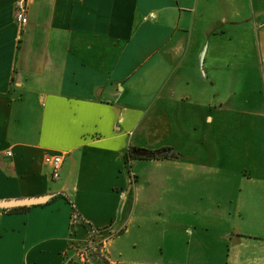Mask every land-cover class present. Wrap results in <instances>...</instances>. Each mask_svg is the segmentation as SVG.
Returning a JSON list of instances; mask_svg holds the SVG:
<instances>
[{
  "label": "crops",
  "instance_id": "obj_1",
  "mask_svg": "<svg viewBox=\"0 0 264 264\" xmlns=\"http://www.w3.org/2000/svg\"><path fill=\"white\" fill-rule=\"evenodd\" d=\"M18 1L0 201L46 200L0 209V264H264V0H26L23 26Z\"/></svg>",
  "mask_w": 264,
  "mask_h": 264
},
{
  "label": "built area",
  "instance_id": "obj_2",
  "mask_svg": "<svg viewBox=\"0 0 264 264\" xmlns=\"http://www.w3.org/2000/svg\"><path fill=\"white\" fill-rule=\"evenodd\" d=\"M16 10H17V16L16 19L20 25H25L27 23V18H26V11H27V4L26 0H20L16 4ZM44 163L50 168L51 172V178L53 180H56L59 178L63 159L61 156L57 155H47L44 158ZM93 246V245H92ZM92 246H89V248H93ZM87 250V249H84ZM78 254V260L81 263L86 264V259H85V253H77Z\"/></svg>",
  "mask_w": 264,
  "mask_h": 264
},
{
  "label": "trees",
  "instance_id": "obj_3",
  "mask_svg": "<svg viewBox=\"0 0 264 264\" xmlns=\"http://www.w3.org/2000/svg\"><path fill=\"white\" fill-rule=\"evenodd\" d=\"M171 150L170 149H161L157 151H147V150H140V149H128L126 152L127 161L133 160H159V159H168L170 156ZM27 207H19L15 208V211H24ZM74 213L76 212L75 208H73ZM88 229L92 231V227L90 225H86ZM88 249V248H86ZM104 264H110L106 259H104Z\"/></svg>",
  "mask_w": 264,
  "mask_h": 264
},
{
  "label": "rangeland",
  "instance_id": "obj_4",
  "mask_svg": "<svg viewBox=\"0 0 264 264\" xmlns=\"http://www.w3.org/2000/svg\"><path fill=\"white\" fill-rule=\"evenodd\" d=\"M15 209V208H14ZM76 220H79L77 217ZM93 248H89L87 250L82 251H74L70 253V257L75 256L77 253H85L84 257L86 259V264H104V259H106L102 245L95 244L92 246ZM81 263V262H80ZM85 264V263H82Z\"/></svg>",
  "mask_w": 264,
  "mask_h": 264
},
{
  "label": "water",
  "instance_id": "obj_5",
  "mask_svg": "<svg viewBox=\"0 0 264 264\" xmlns=\"http://www.w3.org/2000/svg\"><path fill=\"white\" fill-rule=\"evenodd\" d=\"M46 197L35 198V199H18V200H7L0 201V209H14L19 207H29L44 203Z\"/></svg>",
  "mask_w": 264,
  "mask_h": 264
}]
</instances>
